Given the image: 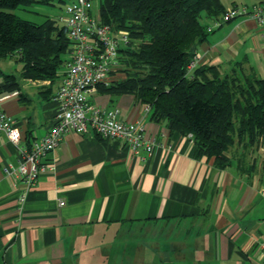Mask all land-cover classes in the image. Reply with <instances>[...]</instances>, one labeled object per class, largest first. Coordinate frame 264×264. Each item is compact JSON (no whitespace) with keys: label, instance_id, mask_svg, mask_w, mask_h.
<instances>
[{"label":"crops","instance_id":"obj_1","mask_svg":"<svg viewBox=\"0 0 264 264\" xmlns=\"http://www.w3.org/2000/svg\"><path fill=\"white\" fill-rule=\"evenodd\" d=\"M263 1L221 0L226 10ZM240 63L264 78V25L246 17L213 30L195 49L193 70L230 73ZM18 80L20 96L1 103L23 139L0 135V264H264V146L254 166L219 169L198 157L190 136L153 122L148 105L98 87L91 104L143 123L152 153L91 130L68 133L49 155L53 169L26 191L14 172L20 148L53 124L60 80Z\"/></svg>","mask_w":264,"mask_h":264},{"label":"trees","instance_id":"obj_2","mask_svg":"<svg viewBox=\"0 0 264 264\" xmlns=\"http://www.w3.org/2000/svg\"><path fill=\"white\" fill-rule=\"evenodd\" d=\"M52 1L0 0V61L16 57L22 79L51 85L71 51L66 28L53 18L37 24L6 10ZM225 12L221 0H99L101 24L130 38L120 50L118 72L126 78L99 87L148 105L153 122L191 136L198 157L214 159L219 169L254 166L264 146V78L241 63L230 73L192 67L195 49L210 34L204 18L214 22ZM0 73L1 94L21 90L15 75Z\"/></svg>","mask_w":264,"mask_h":264},{"label":"built area","instance_id":"obj_3","mask_svg":"<svg viewBox=\"0 0 264 264\" xmlns=\"http://www.w3.org/2000/svg\"><path fill=\"white\" fill-rule=\"evenodd\" d=\"M243 17L264 25V1L251 8L235 6L227 9L208 31L211 33L224 23ZM60 20L71 41V51L66 56L59 74L60 83L52 98L58 104L53 124L44 137L34 138L29 147L20 148L21 159L14 172L26 191L33 190L42 174L53 169L49 155L68 133L87 134L91 130L104 140L126 144L135 154L141 151L151 154L155 146L146 139L143 123L124 122L119 119L117 110L99 108L89 99L99 86L112 82L120 68V50L129 45V34L102 25L95 0H72ZM19 96V92H14L0 99V135H6L14 144L21 143L23 132L6 114L1 103ZM8 172L12 173V170L8 169ZM21 198L24 201L26 194ZM261 250L264 252V243Z\"/></svg>","mask_w":264,"mask_h":264},{"label":"rangeland","instance_id":"obj_4","mask_svg":"<svg viewBox=\"0 0 264 264\" xmlns=\"http://www.w3.org/2000/svg\"><path fill=\"white\" fill-rule=\"evenodd\" d=\"M72 0H65L64 2H60L59 0H53L52 4H43V3H34L32 6L24 7L20 6L14 10H6L8 12L15 13L19 17L32 21L37 24H42L48 18H53L58 20L60 25H63V22L60 20L62 16L65 15V10L67 5ZM95 5L99 7V0H95ZM204 18V17H203ZM22 69V64L17 61L16 57L8 58L6 60L0 61V71L15 75L18 79L21 80L20 72ZM117 79H125V73H119L115 76ZM3 79L2 74L0 73V81ZM35 88V92H37Z\"/></svg>","mask_w":264,"mask_h":264}]
</instances>
